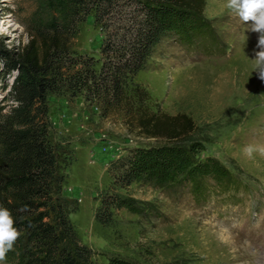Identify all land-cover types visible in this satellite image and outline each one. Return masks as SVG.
I'll return each mask as SVG.
<instances>
[{
	"label": "rangeland",
	"instance_id": "obj_1",
	"mask_svg": "<svg viewBox=\"0 0 264 264\" xmlns=\"http://www.w3.org/2000/svg\"><path fill=\"white\" fill-rule=\"evenodd\" d=\"M45 2L0 0V114L14 103L10 58L34 33ZM224 3L204 0L207 32L185 23L183 43L167 34L133 80L149 112L185 114L195 124V148L186 150L182 170L173 167L175 154L154 153V169L124 185L136 152L164 141L137 138L122 112L101 117L81 96L47 99L51 140L68 151H57L58 197L73 200L69 220L90 264H264V157L243 152L264 144V81L253 60L258 34ZM103 39L92 12L77 24L72 50L101 63ZM98 213L105 222L96 221ZM0 264L24 263L13 248Z\"/></svg>",
	"mask_w": 264,
	"mask_h": 264
},
{
	"label": "trees",
	"instance_id": "obj_2",
	"mask_svg": "<svg viewBox=\"0 0 264 264\" xmlns=\"http://www.w3.org/2000/svg\"><path fill=\"white\" fill-rule=\"evenodd\" d=\"M204 5V0H46L36 13L34 33L10 58L14 103L0 114V204L12 212L21 232L13 248L22 263L90 264L91 252L69 220L73 200L58 197L57 151H68L51 140L46 117L50 96H81L101 117L122 112L124 126L137 138L164 141L136 152L122 175L124 185L141 171L154 169L149 165L154 153L175 154V170L189 161L186 150L195 148L192 119L149 112L143 105L146 93L133 80L167 34L174 33L183 43L185 23L190 31L207 32L201 19ZM92 12L104 33L101 63L72 50L77 24ZM153 166L160 169L163 163ZM101 215L96 216L99 223L105 222Z\"/></svg>",
	"mask_w": 264,
	"mask_h": 264
},
{
	"label": "clouds",
	"instance_id": "obj_3",
	"mask_svg": "<svg viewBox=\"0 0 264 264\" xmlns=\"http://www.w3.org/2000/svg\"><path fill=\"white\" fill-rule=\"evenodd\" d=\"M223 7L237 15L244 23L251 22V31L258 34L254 71L264 81V0H225ZM244 155L254 159V154L264 157V144L250 143L243 149ZM24 210H27L26 208ZM21 232L15 227L12 212L0 204V261H5L7 253L13 250Z\"/></svg>",
	"mask_w": 264,
	"mask_h": 264
}]
</instances>
